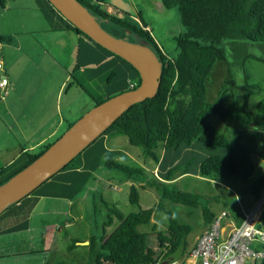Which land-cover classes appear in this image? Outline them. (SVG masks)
<instances>
[{
    "label": "trees",
    "instance_id": "trees-1",
    "mask_svg": "<svg viewBox=\"0 0 264 264\" xmlns=\"http://www.w3.org/2000/svg\"><path fill=\"white\" fill-rule=\"evenodd\" d=\"M36 1L40 12L50 25L53 19L58 18L64 24L63 29L72 30L95 44L66 20L49 0ZM76 1L86 7L100 26L113 37L149 47L156 53L162 66V80L157 95L153 99L131 106L100 135L107 136L108 132L113 131L116 135L126 136L131 146L144 150L146 160H152L159 165L161 175L149 179L146 169L117 163L115 155L110 158L105 153V166L121 173L123 179L132 182L130 204L139 207L140 196L136 182L141 184L140 189H155L159 195V203L154 208L140 209L138 213L132 212L128 215L120 212L115 206L108 207V217L102 225L101 236L92 237L88 245L90 261L92 264H154L161 259L183 261L191 245L188 241L192 233L191 226L180 223L171 212H166L167 230L165 233H157L159 254L149 246V234L139 232L138 227L150 224L156 211L164 212L167 202L201 209L205 225L208 227L217 216L212 212L211 206L219 203L220 196L206 197L186 193L177 188L174 181L186 175L188 170L176 162L166 174H162L165 157L160 160L157 151L161 146L164 154L175 152V155H179L198 146L206 151L199 164L203 178H235L241 181L253 179L250 189L254 202L261 198L264 177L255 179L257 164L254 159L259 157L264 161V98L255 111H247L245 108L250 97L260 95L262 89L251 83L250 77L245 75L246 103L238 106L228 103V90L225 89L220 92L217 102L210 103L206 84L210 81L216 64L227 62L226 43L231 45L234 58L240 53V48L248 46L246 42L264 44V0H162L166 9L179 11L180 21L185 29V32L176 38L178 53L174 58L165 54L153 39L148 26L142 22H139L140 26L129 15L119 18L111 14L105 9L102 0ZM8 2L9 0H0V8L5 10ZM131 36L136 37L139 42L131 39ZM0 43L11 44L13 39L0 35ZM95 46L118 57L97 44ZM118 59L125 62L134 72L136 89L141 82L139 72L122 58ZM252 59L264 64V57ZM239 60L237 59L236 65H243ZM125 92L127 91L122 94ZM211 117H218L227 124L244 121L247 126L239 131L235 140H231L222 130L208 125L207 120ZM50 147L51 145L35 156L26 155L27 163L0 181V187L26 169ZM72 163L73 161L68 163L62 170L70 167ZM191 165L192 161H188L185 168L188 169ZM115 221L118 222L117 227L108 233L107 228ZM156 230L157 226L154 225L153 231Z\"/></svg>",
    "mask_w": 264,
    "mask_h": 264
},
{
    "label": "crops",
    "instance_id": "crops-1",
    "mask_svg": "<svg viewBox=\"0 0 264 264\" xmlns=\"http://www.w3.org/2000/svg\"><path fill=\"white\" fill-rule=\"evenodd\" d=\"M102 1L111 14L119 18L129 15L141 23L140 0ZM24 9L22 14L18 12L19 18L0 26V35L13 39L11 44L0 43V60L5 67L2 75L9 81L7 98L5 101L0 98V181L23 167L27 163L26 155L35 156L53 145L89 110L123 91L134 90L131 85L136 82L134 72L118 57L72 30L63 29L64 24L58 18L50 25L40 8ZM148 30L152 33L149 26ZM68 80L72 81L75 98L66 99L63 113L57 103L63 98ZM97 83L101 88L94 93L90 86ZM108 138V135L99 136L70 167L0 215V264H27L21 261L28 256L62 249L74 254L83 249L89 256L88 245L99 223H94L91 202L84 193H90V187H86L90 183L95 193L99 191L97 183L102 182L103 177H98L97 156L107 151ZM112 154L115 158L122 157L125 163L133 161L127 151L115 150ZM164 157L162 174L176 164L167 154ZM158 172L157 164L155 177ZM119 179L123 186H132V182ZM113 192L121 193V189H107V193ZM253 203L247 202L242 214ZM241 218L242 215L235 220L239 222ZM262 227L264 229V222ZM200 236L196 237V243ZM82 264H92L90 256L89 261Z\"/></svg>",
    "mask_w": 264,
    "mask_h": 264
},
{
    "label": "rangeland",
    "instance_id": "rangeland-1",
    "mask_svg": "<svg viewBox=\"0 0 264 264\" xmlns=\"http://www.w3.org/2000/svg\"><path fill=\"white\" fill-rule=\"evenodd\" d=\"M140 1V11L142 9V13L139 14V18L141 19L142 24L151 28L153 39L159 47L165 51V54L169 58L176 57L178 53L176 38L185 32L180 21L179 11L177 9H166L162 0ZM7 7L8 10L5 11L0 8V26H7L11 21L19 18L18 12L19 14H22L23 12L21 11H24L25 7L39 8L36 0H9ZM20 7H23V9H20ZM139 25L141 26L140 23ZM131 39L139 42L134 36H131ZM245 44H248V46L240 48V53H238L235 58L233 57L234 53L231 49V45L228 46V43L225 44L227 62L216 64L215 71L211 76L210 81L206 84L207 98L210 103L217 102L220 92L225 89L228 90V93L226 94L228 103H235L238 106H243L246 103L245 94L247 91L245 75L250 77L251 83H255V85L260 86L262 89L260 95H252L250 97L245 109L247 111H255L260 101L264 98V64L258 63L252 59L253 57H264V44L257 45L250 42H246ZM237 59H240L239 63H242L243 65H236ZM1 75L2 72H0V76ZM70 83L72 84V81L68 80L67 84L69 86L67 85L65 88V93L61 102L59 100V103H57L58 105H61L63 113L65 112L66 99L71 100L75 98L72 96V94H74V88H72L73 85ZM98 88H101L100 83L90 86V90L94 91V93L98 92ZM67 94L69 96H67ZM207 122L209 126L222 130V132L231 140H235L239 131L244 130L247 126L244 121L227 124L221 121L218 117H211ZM108 133L109 138L105 143V149L107 150L105 153H107L110 158H114L112 153L115 150H118L121 153L127 151L133 157V161L125 163L123 158L118 156L115 158V160L117 159V163L123 165L126 164V166L133 168H144L146 171H149V179L155 177L154 175L151 176L150 173H154L157 164L152 160H146L144 158V150L142 148L131 146L126 136L116 135L113 131ZM164 152L163 147L160 146L157 151L158 157L163 158ZM205 152V150L203 151L198 146H195L186 152L183 151L179 155H175V152L167 153L168 159H172L175 163L182 164V167L186 169V171L188 170L186 175H182L174 181V185L186 193L201 194L206 195V197L220 196L219 203H215L211 206L212 212L218 214L221 211L227 210L234 218L240 217L242 211H244L247 206V202H254L250 189L253 179L241 181L235 178H216L214 180L203 178L200 173L199 164L204 159ZM105 153H100L99 156H97L99 157L100 166L98 177L101 175L103 177V181L99 184L97 183L99 191L95 193L92 190V185L90 183L86 185L87 188L90 187V193H84L86 194L85 197H87V201L91 202V206L89 207L93 211V218H95L94 223H99V226H95L94 228V235L96 237L101 236L102 224L108 217V207H114L117 205L115 207H117L120 212L128 215L132 212L138 213L140 209L148 210L154 208L159 203V195L155 189L150 187H147L145 190L140 189L141 184L136 182L135 185L137 186L140 196L139 207L130 204L129 197L131 184L123 186L121 182H119V177H122L121 173L106 167L103 168L102 165L106 162ZM189 160L192 161V165L187 169L185 168V164ZM254 161H256L257 164L255 179L261 176L264 177V161L259 157H256ZM101 169L103 171H101ZM111 188H115L116 190L121 189V193H107V189ZM106 200L113 202L114 204L106 202ZM251 207H253V204ZM164 209V212L156 211L151 223L138 227V231L149 234V246L159 254L157 233L166 232L168 227V217L166 212H171L180 223L192 227V233L188 239L191 244V249L196 245V237L200 236L203 231L206 230L201 209L190 208L183 206V204H174L170 202L165 203ZM117 225L118 222L115 221L112 226L107 228L108 233L114 231ZM154 225L157 226L156 231H153ZM97 227H100V232H97ZM74 253H68L66 250L62 249L44 255L28 256L26 257V260L21 262L27 264H82L83 262L86 263L89 261V256L83 249L76 254Z\"/></svg>",
    "mask_w": 264,
    "mask_h": 264
},
{
    "label": "water",
    "instance_id": "water-1",
    "mask_svg": "<svg viewBox=\"0 0 264 264\" xmlns=\"http://www.w3.org/2000/svg\"><path fill=\"white\" fill-rule=\"evenodd\" d=\"M50 4L95 44L118 55L140 74V85L89 110L31 165L0 187V215L49 181L107 128L137 103L153 99L162 80L160 59L144 44L129 43L106 32L90 11L76 0H49ZM130 34V32H128Z\"/></svg>",
    "mask_w": 264,
    "mask_h": 264
},
{
    "label": "built area",
    "instance_id": "built-area-1",
    "mask_svg": "<svg viewBox=\"0 0 264 264\" xmlns=\"http://www.w3.org/2000/svg\"><path fill=\"white\" fill-rule=\"evenodd\" d=\"M4 71V64L0 60V72L4 73ZM8 86V77L5 74L1 75L2 101L8 96ZM131 89H134V85H131ZM156 177L158 178L157 175ZM263 215L264 191L261 198L253 203V207L242 214L240 223L227 210L218 214L183 261L161 259L154 264H262L264 262Z\"/></svg>",
    "mask_w": 264,
    "mask_h": 264
}]
</instances>
